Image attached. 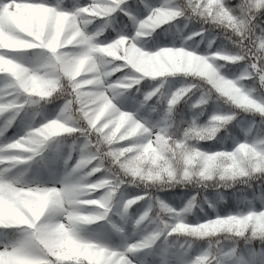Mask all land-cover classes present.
Returning <instances> with one entry per match:
<instances>
[{"label": "clouds", "instance_id": "obj_1", "mask_svg": "<svg viewBox=\"0 0 264 264\" xmlns=\"http://www.w3.org/2000/svg\"><path fill=\"white\" fill-rule=\"evenodd\" d=\"M0 264H264V0H0Z\"/></svg>", "mask_w": 264, "mask_h": 264}]
</instances>
